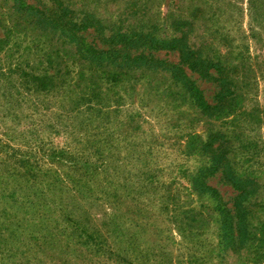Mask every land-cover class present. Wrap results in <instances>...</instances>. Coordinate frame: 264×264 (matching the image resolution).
<instances>
[{
	"label": "rangeland",
	"instance_id": "1",
	"mask_svg": "<svg viewBox=\"0 0 264 264\" xmlns=\"http://www.w3.org/2000/svg\"><path fill=\"white\" fill-rule=\"evenodd\" d=\"M65 1L104 60L75 62L0 0V264H264V247L248 257L264 219V0ZM121 26L179 31L224 71L104 43ZM221 160L255 183L238 250L219 227L239 193Z\"/></svg>",
	"mask_w": 264,
	"mask_h": 264
},
{
	"label": "trees",
	"instance_id": "2",
	"mask_svg": "<svg viewBox=\"0 0 264 264\" xmlns=\"http://www.w3.org/2000/svg\"><path fill=\"white\" fill-rule=\"evenodd\" d=\"M11 9L14 11L21 24L28 23L37 27H43L45 29V35L49 38L48 40L51 41L56 36L66 38L64 39L65 42L67 41V44H65V48L67 49L65 54L72 56L75 62L85 59H89L91 62H98L106 58L105 53H111L113 51V49L109 48L105 52L102 49L99 50V48L92 43H85L84 37L80 32L93 26L91 25V23L93 24L91 21L92 19L90 16L76 13L74 8L68 5L65 0H34V2L31 3L28 2V0H12ZM14 24L15 23H12L13 28L16 27V24ZM173 24L176 28L180 27V23ZM122 29L123 27L121 26L109 36L104 37V43L108 45L121 44L124 47H128L132 44L137 45L139 43L138 47L142 45L148 46V48L177 49L181 54V61L189 68L193 69L195 65H201V68L213 67L218 72L224 71L217 63L211 65L205 64L206 61L202 58V51H200L199 47L194 46L190 41L186 43L185 40H181L182 35L180 33L179 35L176 34L179 31L175 32L173 37L161 39L155 35L142 32L143 30L137 29V27L132 33H125ZM2 41L3 40L0 39V43H2ZM143 52L144 50L137 55L134 54V61L142 59L144 57ZM218 166H223L221 167V171L225 183L229 184L233 189L239 190V193L236 195L237 200L235 204H232L231 207H224V214L221 215V223L219 221L221 237L227 236L229 245L232 246L234 250H238V246L244 243L243 246L247 245L246 226L250 214L246 202H242L241 198L252 191L255 183L241 179L231 170V166L228 162L226 165V163L221 160ZM255 191L256 189H253L251 193ZM250 195L251 194H249V196ZM262 204L261 200L253 203L255 207L261 206V208H263ZM216 207L219 211L222 210V207H219L218 204ZM253 232V240L256 244L255 253L251 252L253 249V247H251V253H248V257L251 254L253 260H255L258 249L264 247V219H259V223L253 227Z\"/></svg>",
	"mask_w": 264,
	"mask_h": 264
}]
</instances>
